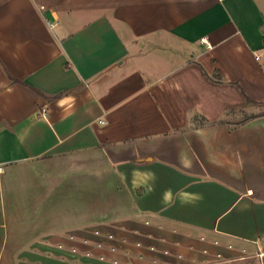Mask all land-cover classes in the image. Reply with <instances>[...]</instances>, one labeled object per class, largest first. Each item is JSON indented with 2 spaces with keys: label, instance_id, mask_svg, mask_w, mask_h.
Masks as SVG:
<instances>
[{
  "label": "crops",
  "instance_id": "1",
  "mask_svg": "<svg viewBox=\"0 0 264 264\" xmlns=\"http://www.w3.org/2000/svg\"><path fill=\"white\" fill-rule=\"evenodd\" d=\"M0 264H264V0H0Z\"/></svg>",
  "mask_w": 264,
  "mask_h": 264
},
{
  "label": "rangeland",
  "instance_id": "2",
  "mask_svg": "<svg viewBox=\"0 0 264 264\" xmlns=\"http://www.w3.org/2000/svg\"><path fill=\"white\" fill-rule=\"evenodd\" d=\"M253 111H255V109L253 110V109L248 108V107H244L243 109L240 108V110H236L235 112H232L231 114H228V116H230V117H228V119L231 122H236L238 120L241 121L242 119L247 117L250 112H253Z\"/></svg>",
  "mask_w": 264,
  "mask_h": 264
},
{
  "label": "built area",
  "instance_id": "3",
  "mask_svg": "<svg viewBox=\"0 0 264 264\" xmlns=\"http://www.w3.org/2000/svg\"><path fill=\"white\" fill-rule=\"evenodd\" d=\"M50 27H52L55 23L47 22Z\"/></svg>",
  "mask_w": 264,
  "mask_h": 264
}]
</instances>
